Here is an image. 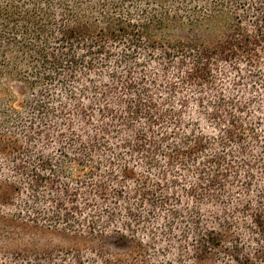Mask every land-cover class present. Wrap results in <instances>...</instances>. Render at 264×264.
I'll list each match as a JSON object with an SVG mask.
<instances>
[{"label": "trees", "instance_id": "1", "mask_svg": "<svg viewBox=\"0 0 264 264\" xmlns=\"http://www.w3.org/2000/svg\"><path fill=\"white\" fill-rule=\"evenodd\" d=\"M261 50L264 0H0V226L114 229L136 246L88 262L139 264L145 223L215 229L211 215L221 233L196 231L197 256L264 264L263 120L221 91L197 113L170 103ZM152 61L177 79L165 101Z\"/></svg>", "mask_w": 264, "mask_h": 264}, {"label": "rangeland", "instance_id": "2", "mask_svg": "<svg viewBox=\"0 0 264 264\" xmlns=\"http://www.w3.org/2000/svg\"><path fill=\"white\" fill-rule=\"evenodd\" d=\"M246 58L255 66L241 65L242 71L238 75L225 64H219L211 82L202 87L200 94L194 85L177 83V92L170 103L179 107L185 102L186 112L197 113L200 109L195 105L198 97L204 102L214 103L221 91L230 97H238L246 105L248 103L251 113L260 117L264 123V51ZM172 71L170 69L163 73L161 67L153 61L147 65L148 77L154 79L151 89L160 101L167 100L168 83L177 82ZM224 110L226 107L221 109L222 112ZM262 171L257 172V177L264 179ZM6 193L7 188L0 186V213L7 210L1 200ZM205 205L210 210H218L214 204ZM205 218L206 225L215 229H164L162 219H151L142 229H138L136 240L141 243V251L134 256L139 264H221V245L215 253L205 256H197L195 252L196 231L212 230L221 233V229H216L218 226L211 215ZM87 231L46 227L20 220L4 222L0 226V264H91L88 258L94 252L114 257L124 255L136 246L133 240L124 245L118 244L114 229H105L93 235ZM77 254H80L82 261L73 260L72 255Z\"/></svg>", "mask_w": 264, "mask_h": 264}]
</instances>
